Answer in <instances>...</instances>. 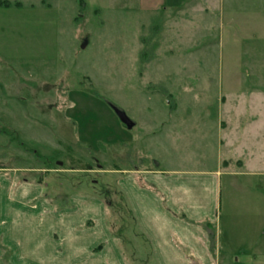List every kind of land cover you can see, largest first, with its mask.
<instances>
[{
	"label": "rangeland",
	"instance_id": "rangeland-1",
	"mask_svg": "<svg viewBox=\"0 0 264 264\" xmlns=\"http://www.w3.org/2000/svg\"><path fill=\"white\" fill-rule=\"evenodd\" d=\"M0 2L11 4L0 7V176L39 180L36 200L58 213L73 204L76 230L105 225L126 264H155L118 181L135 169L211 170L228 137L253 133L264 119V0H190L174 10L138 0ZM225 178L212 232H250L243 200L264 197V186L227 188ZM103 189L118 212L99 199ZM88 200L101 208L79 210Z\"/></svg>",
	"mask_w": 264,
	"mask_h": 264
},
{
	"label": "crops",
	"instance_id": "crops-1",
	"mask_svg": "<svg viewBox=\"0 0 264 264\" xmlns=\"http://www.w3.org/2000/svg\"><path fill=\"white\" fill-rule=\"evenodd\" d=\"M188 1L138 0V5L145 10H174ZM262 121L263 116L251 123L254 131L245 136L247 140L227 138L225 165L217 153L211 170L135 169L118 181L155 264H264L263 196L243 200L244 215L254 222L250 232L222 231L220 224L217 234L212 232L220 223L224 177L227 188L240 182L264 186V134L258 126ZM236 127L246 129L242 124ZM40 195L37 184H16L0 176V264H126L119 240L105 225L96 232L78 231L73 204L71 211L54 212L47 202L36 200ZM76 205L79 210L91 205L101 208L94 200ZM59 221L66 227L61 233L54 227ZM227 225L234 228L229 221Z\"/></svg>",
	"mask_w": 264,
	"mask_h": 264
},
{
	"label": "trees",
	"instance_id": "trees-1",
	"mask_svg": "<svg viewBox=\"0 0 264 264\" xmlns=\"http://www.w3.org/2000/svg\"><path fill=\"white\" fill-rule=\"evenodd\" d=\"M78 2H79V5H80V7H82V6H84V0H78ZM9 5H11L9 2H0V7L1 6H3V7H8ZM144 39H146V38H144V37H142V43L144 44ZM145 60H146V56H145V54H144V51L142 50L141 51V61H143V62H145ZM223 165H225V162L223 163ZM37 183H40V181L38 180V182ZM36 183V184H37ZM110 193V192H109ZM106 190H101L100 191V193H99V199H101L108 207H110V208H115V210L118 212V210H117V207L118 206H120V204L122 205V207L124 208V209H126V211H128V213H130V215H131V218H132V220L134 219V217H133V214H132V212H131V210H130V207L128 206V204H127V202L125 203V201H124V206H123V204L122 203H120L119 205H118V203L117 202H114V201H111V202H109V198H108V194H109ZM121 193V192H120ZM122 194V193H121ZM120 194V195H121ZM123 195V194H122ZM113 237H115L116 239H118L119 240V236H114V235H112Z\"/></svg>",
	"mask_w": 264,
	"mask_h": 264
},
{
	"label": "water",
	"instance_id": "water-1",
	"mask_svg": "<svg viewBox=\"0 0 264 264\" xmlns=\"http://www.w3.org/2000/svg\"><path fill=\"white\" fill-rule=\"evenodd\" d=\"M109 107L112 110V112L115 114V116L118 118L119 122L123 126H125L127 130H131L135 126V123L132 122L122 110L111 104L109 105Z\"/></svg>",
	"mask_w": 264,
	"mask_h": 264
}]
</instances>
